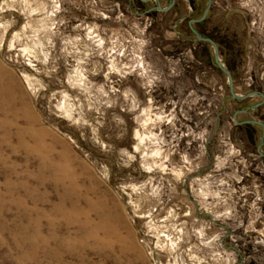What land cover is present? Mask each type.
I'll return each instance as SVG.
<instances>
[{
    "label": "rangeland",
    "instance_id": "obj_1",
    "mask_svg": "<svg viewBox=\"0 0 264 264\" xmlns=\"http://www.w3.org/2000/svg\"><path fill=\"white\" fill-rule=\"evenodd\" d=\"M222 1L235 90L264 93V0ZM145 5L0 0V80L19 115L0 135V264H264V131L233 118L261 97H229L226 74L178 40L174 13ZM29 122L48 132L40 148L18 141ZM66 196L97 233L86 247L58 212Z\"/></svg>",
    "mask_w": 264,
    "mask_h": 264
},
{
    "label": "flooded vegetation",
    "instance_id": "obj_2",
    "mask_svg": "<svg viewBox=\"0 0 264 264\" xmlns=\"http://www.w3.org/2000/svg\"><path fill=\"white\" fill-rule=\"evenodd\" d=\"M142 3L147 4L145 13L150 14H172L175 15V25L178 31V40L183 43L192 44L194 49L197 51L196 53L200 52L203 56L198 58L196 61L202 63L199 59H208L211 58V64H216L214 49L212 45L208 42L200 41L197 39L196 35L194 34L193 29H195L202 37L209 38L213 40L218 48L220 53V58L223 64H229L231 60L229 59L230 51L228 50L229 42L231 41L232 37L237 38V33L232 32L229 24V16L228 5H226L222 0H175V4L173 8L168 12H162L157 9V3L155 0H147L142 1ZM171 0L162 7L166 8L169 6ZM150 3H152L150 5ZM207 13L205 14V12ZM242 38V43H246V35H240ZM241 43V45H242ZM213 50L211 52V56L207 49L210 48ZM243 51V50H242ZM184 52H182V55ZM208 55V56H207ZM217 65V64H216ZM262 76L264 75L262 71ZM197 78V77H196ZM198 79V78H197ZM192 89H198V86L194 83L192 85ZM263 89L259 88V85L253 86L248 90V93L251 92H262ZM263 93V92H262ZM252 98V97H249ZM264 104V100L261 97V102ZM258 104V103H257ZM261 104L260 106H262ZM259 106V107H260ZM246 110L251 112V107L253 106H245ZM258 107V109H259ZM257 112V111H255ZM247 120L255 119V115H251V113L246 114ZM256 120V119H255ZM245 121V120H244ZM256 124H243L244 128H255ZM261 127V126H259ZM264 157V156H263ZM183 174V172H182Z\"/></svg>",
    "mask_w": 264,
    "mask_h": 264
},
{
    "label": "bare ground",
    "instance_id": "obj_3",
    "mask_svg": "<svg viewBox=\"0 0 264 264\" xmlns=\"http://www.w3.org/2000/svg\"><path fill=\"white\" fill-rule=\"evenodd\" d=\"M94 68H96V64H94ZM81 77H82L81 80H82L83 84H86L87 78H85V75H83ZM9 83L8 82L6 83V82L0 80L1 103L2 102L4 103L6 101L7 106H8V108H5V104H2V105L0 104V114H1V117H0V135L2 136L3 141L10 140V138L12 136V129H13L14 124H15L12 122L13 120H10L7 118L6 114L9 112H12V113L14 112L16 116L18 115L16 113V111H14L12 108L13 104H12L11 93H10V87L11 86H9ZM12 90H13V88H12ZM33 120H35V119H33ZM36 123L29 122V125L26 129H18L17 130L18 141L21 145H24V135L25 134H28L30 136L31 140L34 142L33 146L29 147L30 150H32L36 147L40 148L44 144V142H45L44 137L48 133L46 130H44L42 128H37ZM136 136L138 137L140 143L135 147V150H140V148L143 147L141 145L144 144L149 139V137L145 134L138 132V131L136 132ZM154 154L156 155V154H158V152L155 151L151 155H154ZM178 172L176 169H174L172 171L173 174H175L177 177H179V174H181V172L180 173H178ZM67 201L68 200H67V196H66V203L63 202L57 206L58 212L61 211L63 213L64 217L65 218L67 217L69 225H78L79 226L80 231L83 232V235H84L81 238L80 243H81V245H83V247H86L88 240L91 238H94V235H96L97 233L90 228V226H89L90 224H89V221L87 219V213L86 212L80 210V208L78 206H72L71 209L70 208L65 209V204L67 205ZM88 205H89V203H88ZM90 208L92 210L95 209L97 211V213L100 214V223H99L97 229L99 230V229H101V227L107 226V224L105 223V221L103 220V217L101 215V211L103 212V209H105L104 204L102 202H100L97 205L90 204ZM64 209H65V211H64ZM81 218H82V221H81ZM83 219H84V221H83ZM105 228H106V230H108V226Z\"/></svg>",
    "mask_w": 264,
    "mask_h": 264
},
{
    "label": "water",
    "instance_id": "obj_4",
    "mask_svg": "<svg viewBox=\"0 0 264 264\" xmlns=\"http://www.w3.org/2000/svg\"><path fill=\"white\" fill-rule=\"evenodd\" d=\"M142 1H147V0H142ZM156 3H157V9L162 11V12H168L170 11L174 4H175V0H171L170 4L168 7L166 8H163L161 6V3H160V0H155ZM207 13V11L205 12V14ZM192 30L194 32V34L196 35L197 39L200 40V41H204V42H208L210 45H212L213 49H214V54H215V60H216V64L218 66V68L224 72L228 78V84H229V92H230V95L229 97H231L232 99H235L237 101H243L249 97H253V96H260L263 98L264 100V93L262 92H251V93H247L243 96L237 94L236 90H235V82H234V78H233V74L232 72L230 71V69L225 65L223 64V62L221 61V58H220V53H219V48L217 46V44L209 39V38H205V37H202L195 29H193L192 27ZM261 104H256L254 105L253 107H251V112L249 110H246V109H242V110H238L235 114H234V122L238 125H243V124H256V125H259L263 128V131H264V123L260 120H248V121H239L237 119V116L239 114H248V113H253L257 110V108L260 106ZM264 145V134L262 135V139H261V142L259 144V147H258V153L262 156H264V153L261 151V148L262 146Z\"/></svg>",
    "mask_w": 264,
    "mask_h": 264
},
{
    "label": "clouds",
    "instance_id": "obj_5",
    "mask_svg": "<svg viewBox=\"0 0 264 264\" xmlns=\"http://www.w3.org/2000/svg\"><path fill=\"white\" fill-rule=\"evenodd\" d=\"M245 8H248L249 7V4L248 3H245L244 5H243ZM8 7V5H5V8H7ZM5 27H7V25H5ZM11 47H12V44H9V48L11 49ZM9 59H12V57H9ZM23 73H21V75H22Z\"/></svg>",
    "mask_w": 264,
    "mask_h": 264
},
{
    "label": "trees",
    "instance_id": "obj_6",
    "mask_svg": "<svg viewBox=\"0 0 264 264\" xmlns=\"http://www.w3.org/2000/svg\"><path fill=\"white\" fill-rule=\"evenodd\" d=\"M231 71V70H230Z\"/></svg>",
    "mask_w": 264,
    "mask_h": 264
}]
</instances>
